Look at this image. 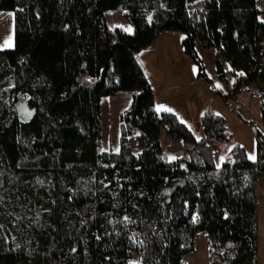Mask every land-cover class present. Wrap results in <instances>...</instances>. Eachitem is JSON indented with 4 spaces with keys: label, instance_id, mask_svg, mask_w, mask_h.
Masks as SVG:
<instances>
[{
    "label": "trees",
    "instance_id": "16d2710c",
    "mask_svg": "<svg viewBox=\"0 0 264 264\" xmlns=\"http://www.w3.org/2000/svg\"><path fill=\"white\" fill-rule=\"evenodd\" d=\"M259 5L0 0V11L14 17L13 45L0 49V264H184L201 233L209 264H258L262 133L255 129V159L234 144L218 166L211 144L232 139L226 120L207 110L204 138H197L175 113L156 111L153 88L137 75L119 112L118 150H103L96 56L105 46L98 30L106 11L128 12L142 25L150 15L160 29L182 30L183 44L192 30L216 50L220 81L227 64L237 77L234 93L257 89L264 123ZM162 131L181 141L173 160Z\"/></svg>",
    "mask_w": 264,
    "mask_h": 264
},
{
    "label": "rangeland",
    "instance_id": "374dc122",
    "mask_svg": "<svg viewBox=\"0 0 264 264\" xmlns=\"http://www.w3.org/2000/svg\"><path fill=\"white\" fill-rule=\"evenodd\" d=\"M259 7L262 11L259 19L264 22V0H260ZM100 17L98 36L105 41L104 48L98 45L96 56L101 149L114 151L115 146L118 147L119 112L130 102L124 91L132 90L134 76L145 75L155 93V109L175 113L197 138H204L200 116L207 110L226 120L232 139L227 143L211 144L216 165L225 160L234 144L242 145L249 158L255 159V129L262 133L264 141L261 96L251 97L252 91H257L253 84L252 91L241 88L234 93L237 77L232 71H226L227 81L218 79L212 46L203 44L192 30L189 37L193 38L183 44L187 36L182 30L160 29L161 23L152 21L150 15L146 16L143 25L133 14L122 10L106 11ZM13 33V12L0 11V49L12 47ZM108 53L113 58H109L110 62L106 60ZM217 92L231 96L224 101ZM161 143L169 160L181 155L182 149L179 153L177 151L178 146L181 148L179 139L169 138L162 131ZM170 144H174L176 149H171ZM258 188L264 199V177L260 179ZM201 234H197L195 251L185 258L184 264H209L208 245ZM259 259L260 264H264V221L260 227ZM132 261H136L135 256Z\"/></svg>",
    "mask_w": 264,
    "mask_h": 264
},
{
    "label": "crops",
    "instance_id": "0c3cea01",
    "mask_svg": "<svg viewBox=\"0 0 264 264\" xmlns=\"http://www.w3.org/2000/svg\"><path fill=\"white\" fill-rule=\"evenodd\" d=\"M4 49V48H3ZM214 55H216V50H215V54ZM111 60L113 59L112 57L110 58ZM110 59H108L107 60V62H110ZM227 65V64H226ZM226 65H224V68H225V72L228 70V71H231V69H230V67L228 66V67H226ZM131 89L129 88L128 90H126V91H124V93L125 94H127L128 96H129V98H130V100H131V95H130V93H131ZM154 97H155V93H154ZM155 102H156V99H155V101H154V107H155ZM130 103V102H129ZM128 106V105H127ZM157 111V110H156ZM98 114H99V112H98ZM201 116H202V114H201ZM201 116H200V118H201ZM203 131V130H202ZM119 146V145H118ZM233 146V145H232ZM170 147H171V149H172V147H174V149H176V146L174 145V144H170ZM182 148H179V146H178V153L180 152V150H181ZM105 150H112L111 148H109V149H105ZM118 150V147H117V145L115 146V148H114V151H117ZM178 153H177V155H178ZM171 155L173 156L174 155V152H172L171 153ZM166 156H167V158L169 159V156H168V154L166 153ZM177 157V156H176ZM175 157V158H176ZM261 199V200H260ZM261 201H262V204H260L261 203ZM257 216H258V223H257V231H258V264H260V259H259V249H260V227H261V221H264V199H263V196H261L260 195V193H259V188H258V194H257Z\"/></svg>",
    "mask_w": 264,
    "mask_h": 264
},
{
    "label": "built area",
    "instance_id": "2783aa9c",
    "mask_svg": "<svg viewBox=\"0 0 264 264\" xmlns=\"http://www.w3.org/2000/svg\"><path fill=\"white\" fill-rule=\"evenodd\" d=\"M252 91V90H251ZM257 96H258V92L257 91H252V93H251V97L252 98H257Z\"/></svg>",
    "mask_w": 264,
    "mask_h": 264
},
{
    "label": "bare ground",
    "instance_id": "6f19581e",
    "mask_svg": "<svg viewBox=\"0 0 264 264\" xmlns=\"http://www.w3.org/2000/svg\"><path fill=\"white\" fill-rule=\"evenodd\" d=\"M252 90V89H251ZM162 144V143H161ZM163 149V148H162ZM164 151V150H163ZM164 153H165V151H164ZM166 155V154H165ZM167 157V156H166Z\"/></svg>",
    "mask_w": 264,
    "mask_h": 264
}]
</instances>
